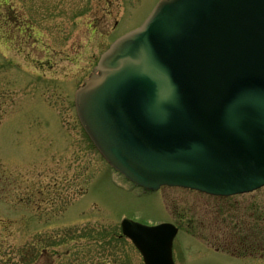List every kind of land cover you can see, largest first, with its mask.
<instances>
[{
  "label": "rangeland",
  "instance_id": "rangeland-1",
  "mask_svg": "<svg viewBox=\"0 0 264 264\" xmlns=\"http://www.w3.org/2000/svg\"><path fill=\"white\" fill-rule=\"evenodd\" d=\"M159 1L0 0V173L71 203L38 221L28 211L26 227H3L0 214V264H144L125 218L177 226L175 264H264V187L146 192L107 165L76 117L73 94L101 53ZM66 219L72 227H38Z\"/></svg>",
  "mask_w": 264,
  "mask_h": 264
},
{
  "label": "water",
  "instance_id": "water-1",
  "mask_svg": "<svg viewBox=\"0 0 264 264\" xmlns=\"http://www.w3.org/2000/svg\"><path fill=\"white\" fill-rule=\"evenodd\" d=\"M81 125L135 184L215 196L264 186V0H163L75 94ZM145 264H174L171 224L122 221Z\"/></svg>",
  "mask_w": 264,
  "mask_h": 264
},
{
  "label": "flooded vegetation",
  "instance_id": "flooded-vegetation-1",
  "mask_svg": "<svg viewBox=\"0 0 264 264\" xmlns=\"http://www.w3.org/2000/svg\"><path fill=\"white\" fill-rule=\"evenodd\" d=\"M9 163V161L6 162V164ZM0 174L3 175H0V214L4 216L2 219L3 227H26L28 211H32L34 215H37L36 219L38 221L41 220L43 214L52 216L59 208L64 209L71 204L68 203L64 207L63 199H60L56 193L50 199L42 198V192L37 182L28 181L23 179V177H6L7 175L5 176L6 173L4 174L3 171ZM12 189L20 190L12 192ZM43 211L46 212L43 213ZM13 216H17V219H12ZM70 220L72 219H66L61 222L51 221L47 224L38 225V227H43L44 225L50 227H72ZM64 222H67L65 223L66 225L63 224ZM51 264H53V260Z\"/></svg>",
  "mask_w": 264,
  "mask_h": 264
}]
</instances>
